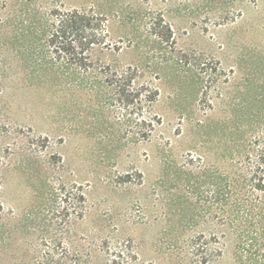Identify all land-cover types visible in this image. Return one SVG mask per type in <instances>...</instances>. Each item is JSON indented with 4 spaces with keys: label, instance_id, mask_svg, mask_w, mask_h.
I'll return each mask as SVG.
<instances>
[{
    "label": "rangeland",
    "instance_id": "rangeland-1",
    "mask_svg": "<svg viewBox=\"0 0 264 264\" xmlns=\"http://www.w3.org/2000/svg\"><path fill=\"white\" fill-rule=\"evenodd\" d=\"M263 147L264 0H0V264H264Z\"/></svg>",
    "mask_w": 264,
    "mask_h": 264
},
{
    "label": "trees",
    "instance_id": "trees-1",
    "mask_svg": "<svg viewBox=\"0 0 264 264\" xmlns=\"http://www.w3.org/2000/svg\"><path fill=\"white\" fill-rule=\"evenodd\" d=\"M57 21L58 24L56 27L59 28L60 32L70 37L66 45V49L73 57L77 54H81L85 50H90L95 42L101 44V48H109V44L106 42L108 36L107 19L103 15L81 14L77 10H72L66 14L57 15ZM94 29H98L100 31V38L96 39L91 37L94 35ZM52 37L54 38V35H52ZM51 42H53V39L50 40V43ZM76 48H79V51H77ZM83 68L86 70L90 68V65H84ZM137 75L138 72L135 67L126 66L123 68H113L107 70L105 79L114 82L118 87L119 92H125V88L122 86L134 79ZM134 90L135 91L133 93H126L124 95L125 101H123L127 102V97H131L129 102L131 104L130 113L135 115V118L133 119L135 125H146L149 127L150 131L153 127L155 115H152L149 112L147 116H143L142 107L143 102H148V105H150L153 101H155L157 89L153 88L149 90V94L143 95L144 98L140 97L142 91L141 89L137 88ZM257 156L260 159V162L264 165V147L257 152ZM260 172L261 176L258 178V181L260 182L259 187L264 189V169ZM244 258V264H257L255 258L251 256H245ZM237 261H242V255L238 256Z\"/></svg>",
    "mask_w": 264,
    "mask_h": 264
}]
</instances>
